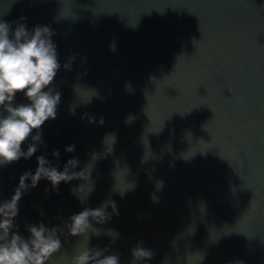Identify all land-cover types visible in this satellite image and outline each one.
<instances>
[{"label":"water","instance_id":"1","mask_svg":"<svg viewBox=\"0 0 264 264\" xmlns=\"http://www.w3.org/2000/svg\"><path fill=\"white\" fill-rule=\"evenodd\" d=\"M21 17L55 33L61 98L37 152L0 167V201L37 156L58 171L73 157L75 171L93 166L88 181L41 179L19 201L25 238L30 224L63 229L47 264H71L87 242L120 264L138 243L155 253L140 264H264V0H0V20ZM109 200L118 215L90 220L100 235L67 234L69 217Z\"/></svg>","mask_w":264,"mask_h":264},{"label":"clouds","instance_id":"2","mask_svg":"<svg viewBox=\"0 0 264 264\" xmlns=\"http://www.w3.org/2000/svg\"><path fill=\"white\" fill-rule=\"evenodd\" d=\"M21 17L13 23L0 20V167L8 166L21 158H31L42 143V125L49 119L56 118V109L60 103L61 94L51 85L57 75L61 64L58 61L57 48L51 37L55 34L50 27L37 25L28 30ZM113 50L115 46L113 45ZM75 54L71 56L63 67L70 70L71 62ZM22 93L29 103H16V96ZM132 118L130 117L129 120ZM89 123H97L95 117H88ZM103 124L101 117L98 121ZM35 135H32L33 131ZM31 137L32 143L28 144L27 151L22 150V145ZM112 143L105 147L102 153L93 152L90 162L94 163L107 156L112 151L116 141L113 134ZM66 152L75 151V146L65 148ZM57 159L60 156L58 150L52 153ZM37 168L34 172H25L19 177V183L14 194L8 200L0 201V264H47L54 253L62 248L60 236L63 229L59 226L48 228L44 223L27 225L28 237L25 238L18 231L15 218L19 215V201L27 192L35 188L41 179L49 181L53 190L61 182L68 183L79 179L88 181L91 178V169L88 164L80 171H75L79 165V159L73 157L58 171L45 155L37 156ZM30 180L31 183H26ZM163 182H158L162 187ZM82 190V184L76 189ZM47 191V189L45 190ZM111 208V212L108 209ZM113 215H118V209L114 201H106L100 208H85L78 214H74L64 222L69 236H85L89 232L100 235L102 229L94 228L90 220L96 224L107 223ZM111 236L113 240L118 238V233ZM109 252L108 248H90L87 244L77 249L71 258V264H120L119 253ZM155 253L138 243L131 249L130 264H140L141 261L151 260ZM203 256H201V260ZM235 264H244L236 261Z\"/></svg>","mask_w":264,"mask_h":264}]
</instances>
